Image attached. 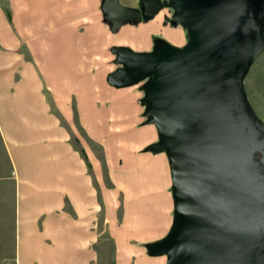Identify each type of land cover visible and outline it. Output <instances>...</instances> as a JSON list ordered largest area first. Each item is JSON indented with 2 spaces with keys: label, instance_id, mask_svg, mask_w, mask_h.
<instances>
[{
  "label": "crops",
  "instance_id": "1",
  "mask_svg": "<svg viewBox=\"0 0 264 264\" xmlns=\"http://www.w3.org/2000/svg\"><path fill=\"white\" fill-rule=\"evenodd\" d=\"M105 1H0V138L12 184L0 264H166L146 246L172 224L168 160L146 150L158 136L143 83L115 87L107 76L112 48H179L187 32L167 0L155 11L120 0L132 20L108 18ZM96 46L110 53L100 64Z\"/></svg>",
  "mask_w": 264,
  "mask_h": 264
},
{
  "label": "water",
  "instance_id": "2",
  "mask_svg": "<svg viewBox=\"0 0 264 264\" xmlns=\"http://www.w3.org/2000/svg\"><path fill=\"white\" fill-rule=\"evenodd\" d=\"M141 1L152 11L165 4ZM167 3L185 43L160 42L147 54L112 48L121 67L107 76L115 87L147 79L145 114L158 140L146 150L168 160L172 224L147 254L166 264H264V122L244 88L264 52V0ZM104 8L111 20L133 19L118 0Z\"/></svg>",
  "mask_w": 264,
  "mask_h": 264
},
{
  "label": "rangeland",
  "instance_id": "3",
  "mask_svg": "<svg viewBox=\"0 0 264 264\" xmlns=\"http://www.w3.org/2000/svg\"><path fill=\"white\" fill-rule=\"evenodd\" d=\"M0 1L4 6H6L7 4L6 0H0ZM120 2L121 1L118 0V3L121 5ZM106 16L108 17L107 14ZM98 35L101 36L102 34L98 33ZM122 48L128 49L135 54H147L145 52H135L127 47H122ZM108 55L110 56L109 52H105V50L102 47L96 46V61L98 64H100V62H102L103 59ZM117 66H118L117 64L112 65L114 69H116ZM244 88L247 98L251 106L253 107L255 113L264 122V52L261 53L254 60L253 64L250 66L244 78ZM93 149H94L95 159L97 162V167L98 166H100L101 168L103 167L102 175L100 174V176H103L102 177L104 182L103 185L105 186L106 190L114 189L113 184L110 182L108 178L107 171H105V166L108 160L107 156L105 157L106 153L101 151L99 144H96L95 147H93ZM116 164H119V159H117ZM9 176H10L9 159L3 147L2 140L0 138V241L3 237L6 240L8 235L7 229L11 223L12 214H11V210L9 209L11 208L12 184ZM116 196H118V199H120L119 191ZM118 211L119 214H121V208H119ZM117 217L120 218V215H117ZM97 223L99 224L101 223L100 218H98Z\"/></svg>",
  "mask_w": 264,
  "mask_h": 264
},
{
  "label": "flooded vegetation",
  "instance_id": "4",
  "mask_svg": "<svg viewBox=\"0 0 264 264\" xmlns=\"http://www.w3.org/2000/svg\"><path fill=\"white\" fill-rule=\"evenodd\" d=\"M152 1H153V0H152ZM152 1H151V2H152ZM160 1H162V2H163L164 0H160ZM138 2H139V1H138ZM155 2H156V1H155ZM117 16H118V14H117L116 16H114V17H117ZM119 67H121V66H120V65H118V66H117V68H119ZM146 80H147V79H146ZM146 80H144V81H141V82L144 84Z\"/></svg>",
  "mask_w": 264,
  "mask_h": 264
}]
</instances>
